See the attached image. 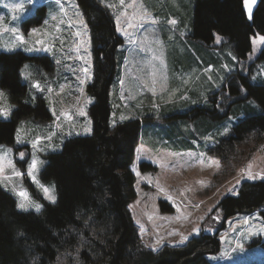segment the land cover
Returning a JSON list of instances; mask_svg holds the SVG:
<instances>
[{"label": "rangeland", "instance_id": "1", "mask_svg": "<svg viewBox=\"0 0 264 264\" xmlns=\"http://www.w3.org/2000/svg\"><path fill=\"white\" fill-rule=\"evenodd\" d=\"M100 1L112 11L123 38L118 46L120 71L110 90V124L141 118L137 155L131 165L137 196L129 208L142 243L160 250L184 246L202 232H217L221 249L206 255L212 264L264 262V245L254 244L264 241V206L230 216L220 230L219 212L212 213L220 199L237 194L245 180L264 179V141L247 142L224 164L210 154L209 147L247 111L236 105L227 118L210 125L209 117H191L196 106L211 105L210 93L237 70L239 59L232 44L222 35L211 47L190 39L194 0ZM20 3L24 9L13 10L12 5ZM261 37L264 31L253 36L252 51L240 62V69L253 68L252 80L264 83V59L257 60L264 48ZM0 52L37 56L19 70L26 100L43 105L36 116L19 122L12 144H0V183L14 195L17 207L24 200L40 205L42 211L44 203L51 201L41 185L51 190L55 202L58 198L55 182L41 178L47 155L61 150L67 138L93 132L89 107L94 98L87 91L94 78L93 43L79 1L0 0ZM255 103L251 105L257 107ZM15 108L1 83L0 68V109L9 113L0 119L10 118ZM18 158L25 159L26 166L17 164ZM33 161L34 170L30 168ZM19 210L36 211L31 206ZM210 214L218 217L216 221Z\"/></svg>", "mask_w": 264, "mask_h": 264}, {"label": "trees", "instance_id": "2", "mask_svg": "<svg viewBox=\"0 0 264 264\" xmlns=\"http://www.w3.org/2000/svg\"><path fill=\"white\" fill-rule=\"evenodd\" d=\"M78 1L93 43L94 78L87 86L94 98L89 107L93 132L69 137L61 150L47 155L41 178L55 182L58 198L55 203L45 202L42 211L19 210L14 195L0 183V264H212L206 255L221 249L217 232H202L184 246H164L157 251L142 243L129 208L137 196L131 165L137 155L141 118L110 124V90L120 71L118 46L123 38L106 4ZM191 24L192 41L211 47L222 35L239 59L237 70L210 93L211 105L196 106L191 116L209 117L210 125L227 118L236 105L247 111L209 147L210 154L226 164L242 145L264 141V83L252 80L253 68L240 69V62L252 51L253 36L264 31V0H259L251 19L244 0H194ZM24 55L0 52L1 83L16 106L10 118L0 119V144H12L19 122L36 116L43 105L26 100L19 66L37 56ZM261 59L264 48L257 58ZM252 102L260 107L256 103L253 107ZM26 160L18 158L17 164L26 166ZM26 182L35 190L32 181ZM263 206L264 179L245 180L238 193L222 197L212 213L219 212L220 230L230 216L249 214ZM261 215L264 218V211ZM218 217L209 216L214 221ZM254 244L264 245V241L255 240Z\"/></svg>", "mask_w": 264, "mask_h": 264}, {"label": "snow or ice", "instance_id": "3", "mask_svg": "<svg viewBox=\"0 0 264 264\" xmlns=\"http://www.w3.org/2000/svg\"><path fill=\"white\" fill-rule=\"evenodd\" d=\"M30 3H35V0H30ZM244 3H245V6L247 7V10H248L249 19H251V8H252V5L255 3V0H244ZM24 7H25V5L23 3L12 5L13 10H17V9H21L22 10V9H24ZM171 23L175 24L176 22L173 20V21H171ZM77 35H79V33H77ZM260 39H261L262 42H264V37H261ZM35 87L39 88V84H36ZM8 114L9 113H8L7 110L0 109V116H7ZM34 143H38V141H36ZM20 156H21V158H23L24 154L20 153ZM210 162L214 163V164H217V165L219 164L218 161L211 160V158H210ZM30 168L32 170H34L36 168V162L35 161H33V163L30 166ZM2 171H3V169L0 168V172H2ZM17 175H20V173H17ZM249 178H252V177H249ZM33 179H35L34 176H33ZM37 183H38V181H37ZM41 188L44 191V193L46 194V198L54 203L55 202V197H54V195H52L51 190L48 187H44L43 185H41ZM19 195L21 197H26V194L24 192H20ZM29 206L35 208V210L37 212L40 211V205L34 204V203L29 205V204H26L24 202V200H22L20 202V204L18 205V207L21 208V209H26ZM196 231L198 232V230H196ZM261 231H264V229H262ZM21 235H22V233H21ZM188 239H189L188 237H184V241H187ZM184 241H182V242H184ZM150 247L152 248V251H157V249L154 246H150ZM238 247L241 248V249L243 248V246L240 245V244H238Z\"/></svg>", "mask_w": 264, "mask_h": 264}, {"label": "water", "instance_id": "4", "mask_svg": "<svg viewBox=\"0 0 264 264\" xmlns=\"http://www.w3.org/2000/svg\"><path fill=\"white\" fill-rule=\"evenodd\" d=\"M258 2H259V0H255V3L252 5V8H251V16H252L253 11H254L255 7L257 6ZM244 7H245V9L247 11V14H248V10H247V7L245 6V3H244Z\"/></svg>", "mask_w": 264, "mask_h": 264}, {"label": "crops", "instance_id": "5", "mask_svg": "<svg viewBox=\"0 0 264 264\" xmlns=\"http://www.w3.org/2000/svg\"><path fill=\"white\" fill-rule=\"evenodd\" d=\"M221 241H222V239H221Z\"/></svg>", "mask_w": 264, "mask_h": 264}]
</instances>
